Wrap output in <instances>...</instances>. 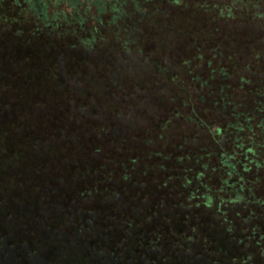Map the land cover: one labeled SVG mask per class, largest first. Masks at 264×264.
<instances>
[{
  "label": "rangeland",
  "instance_id": "1",
  "mask_svg": "<svg viewBox=\"0 0 264 264\" xmlns=\"http://www.w3.org/2000/svg\"><path fill=\"white\" fill-rule=\"evenodd\" d=\"M11 3L0 0V264H264V245L232 242L252 225L212 214L221 155L251 134L224 132L221 95L254 116L264 93L263 2L187 0L193 31L132 53L110 39L85 49L73 34L19 37L18 24L4 35ZM180 156L175 172L168 158Z\"/></svg>",
  "mask_w": 264,
  "mask_h": 264
},
{
  "label": "trees",
  "instance_id": "2",
  "mask_svg": "<svg viewBox=\"0 0 264 264\" xmlns=\"http://www.w3.org/2000/svg\"><path fill=\"white\" fill-rule=\"evenodd\" d=\"M10 1L12 2L11 8L15 11L13 22L16 23L12 21L10 25L4 23L3 29L5 30L2 31L4 35L10 32L8 29L9 26H16V24L18 26L15 28L14 33L17 32L19 37L30 36L37 38L45 34L54 33H59L61 37L62 35L69 37L73 34V40L75 42L74 46H72L75 48L80 46L89 49L94 44H99V41L106 43L110 39L121 47V52L126 51L132 53L133 51L137 52V49L142 50V48H135V46L140 47L147 40L155 41L158 37L159 40H164V43L167 45L171 41H174L176 44L181 38L178 35L185 33L186 30L193 31L190 28L191 21L188 19L191 6H189L187 0ZM260 1L264 4V0ZM67 10H69V14L66 13ZM181 20L184 21V24L180 23ZM221 100L222 109L226 110L227 107H230L229 109L231 110V120L227 124L229 130H225L224 132H228L231 135H236V132L241 135L245 131L251 134H249V143L245 144L242 141L238 146V151L242 152H233L228 159H222L223 156L221 155V165L224 167L228 178L225 180L218 179L217 184L219 186L215 190L217 193L214 195L217 197V194H221L222 192L223 196H220L218 210H212V214L222 218L224 223L227 222L230 227L236 222L239 223L238 228L245 227L247 223L248 225H252L249 231L242 229L240 234L244 235L243 238H236L237 240L232 242L237 244L236 249L240 252L241 247L238 244L249 246L248 248L258 253V250L259 252L262 251L261 248L264 245V199L257 196L255 192L259 187L264 189V93H261V97H257L253 102L254 107L250 110L254 116L245 113L239 106L233 107L230 105L231 103L227 96L224 97L221 95ZM210 124L206 123L212 136H216L215 130L218 132L217 135L223 131L221 129H215L212 132ZM254 128L257 129L256 132ZM255 136L259 140H256L254 138ZM168 159V161L174 162L173 165L175 168H179L174 169L175 172L182 170L180 165L183 164V156L175 157V161L171 157ZM198 174L200 175L199 172ZM198 174L197 179L199 184L200 178ZM200 186L203 187L202 184ZM200 186L189 194V198L194 195L198 198ZM212 190L214 191V189H210V191ZM206 195L205 202H211L212 198ZM224 203L225 205L231 206L227 211L221 209ZM243 211L248 214L247 218L243 217ZM254 218H257L258 225L253 224ZM160 236L162 237V234ZM152 237L155 238V236ZM178 237L180 239L179 241L186 242L185 237L188 236L182 233ZM218 238L219 240L222 239L221 236H218ZM251 238L255 239L257 248L240 240L251 241ZM179 241L178 248H181ZM120 243L124 242L120 241L114 247H121L122 245ZM143 247L147 252L154 250L151 242ZM214 247L215 253L219 254L221 259L229 257L226 252L224 253L225 244L216 243ZM185 252L188 253L189 251H182L181 254L183 256L187 255ZM121 253H118V256ZM112 256H114L113 260L115 263L122 261V259L116 258L117 256L114 253ZM261 256L264 258V253ZM236 258L238 257L232 259L236 262ZM240 259H242L241 256L239 257ZM185 260L190 261V259ZM240 264L248 263L246 260H242Z\"/></svg>",
  "mask_w": 264,
  "mask_h": 264
}]
</instances>
